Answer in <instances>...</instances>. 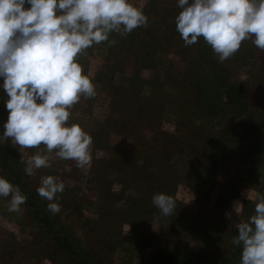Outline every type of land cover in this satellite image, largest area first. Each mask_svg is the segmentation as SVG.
I'll return each instance as SVG.
<instances>
[{
    "label": "rangeland",
    "instance_id": "obj_1",
    "mask_svg": "<svg viewBox=\"0 0 264 264\" xmlns=\"http://www.w3.org/2000/svg\"><path fill=\"white\" fill-rule=\"evenodd\" d=\"M130 3L143 5L147 27L113 33L115 45L102 42L79 57L97 95L76 104L68 123L91 135L90 165L77 168L53 152L51 167L28 176L21 161L37 149L0 144L15 152L36 195L44 176L63 181L54 218L91 263L155 264L171 252L240 264L235 224L255 214L252 190L264 192V51L245 41L219 62L203 38L184 45L178 0ZM2 85L0 78V136L9 114ZM156 193L176 201L171 216L152 204ZM9 200L0 198V264L65 263L22 205L8 211Z\"/></svg>",
    "mask_w": 264,
    "mask_h": 264
},
{
    "label": "clouds",
    "instance_id": "obj_2",
    "mask_svg": "<svg viewBox=\"0 0 264 264\" xmlns=\"http://www.w3.org/2000/svg\"><path fill=\"white\" fill-rule=\"evenodd\" d=\"M178 7L175 27L185 46L203 38L219 62L245 41L264 51V0H178ZM147 25L143 5L130 0H0V78L9 113L0 143L10 139L21 150L37 149L21 161L28 176L51 167L53 152L77 168L90 165L91 135L68 123L76 104L97 95L79 57L102 42L115 45L113 33L125 37ZM64 188L58 176L46 175L36 189L52 214L61 210L54 201ZM0 198H10L9 212H19L27 201L3 176ZM251 199L255 214L235 224L231 244L242 249L240 264H264V192L252 190ZM152 204L166 217L176 210L165 193L154 194Z\"/></svg>",
    "mask_w": 264,
    "mask_h": 264
},
{
    "label": "trees",
    "instance_id": "obj_3",
    "mask_svg": "<svg viewBox=\"0 0 264 264\" xmlns=\"http://www.w3.org/2000/svg\"><path fill=\"white\" fill-rule=\"evenodd\" d=\"M230 107L237 108V111L241 112L243 110V104L239 101L225 102ZM0 171L3 173L5 178L20 188L21 192L27 196V201L23 204V208L26 211L27 217L36 225H38L42 232L49 238V240L55 245L61 254L66 259L63 264H94L89 261V257L84 253H79L71 249V238H66L62 227L54 218L49 210L46 209L42 200L33 193L26 185L23 178V171L17 163V156L15 152L7 147L0 144ZM67 239V240H66ZM177 256L171 252L164 254L162 257H158L155 261V257L152 262L155 264H232L231 258L225 260H217L216 258L210 256H197L194 259H189L188 257ZM163 261V262H161ZM101 264V263H96Z\"/></svg>",
    "mask_w": 264,
    "mask_h": 264
}]
</instances>
